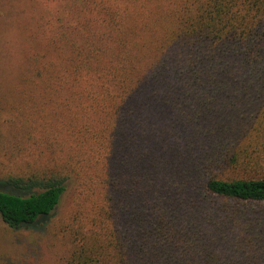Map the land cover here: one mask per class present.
I'll use <instances>...</instances> for the list:
<instances>
[{
  "label": "trees",
  "instance_id": "trees-1",
  "mask_svg": "<svg viewBox=\"0 0 264 264\" xmlns=\"http://www.w3.org/2000/svg\"><path fill=\"white\" fill-rule=\"evenodd\" d=\"M30 2L3 222L71 188L57 264H264V0Z\"/></svg>",
  "mask_w": 264,
  "mask_h": 264
},
{
  "label": "rangeland",
  "instance_id": "rangeland-1",
  "mask_svg": "<svg viewBox=\"0 0 264 264\" xmlns=\"http://www.w3.org/2000/svg\"><path fill=\"white\" fill-rule=\"evenodd\" d=\"M37 10L30 0H2L0 7V109L15 104V85L26 69L27 40L35 30ZM1 117L11 118L0 111ZM7 129L12 127L6 125ZM3 171L0 165V175ZM0 189L15 193L0 179ZM71 188L57 210L41 223L31 227L11 229L0 217V264H57L62 253L50 240L48 227L69 212Z\"/></svg>",
  "mask_w": 264,
  "mask_h": 264
}]
</instances>
